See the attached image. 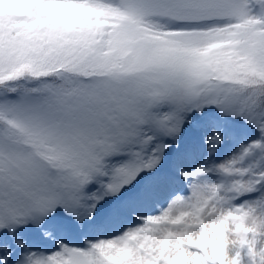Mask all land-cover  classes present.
I'll use <instances>...</instances> for the list:
<instances>
[{"label": "snow or ice", "instance_id": "1", "mask_svg": "<svg viewBox=\"0 0 264 264\" xmlns=\"http://www.w3.org/2000/svg\"><path fill=\"white\" fill-rule=\"evenodd\" d=\"M0 264H264V0H0Z\"/></svg>", "mask_w": 264, "mask_h": 264}]
</instances>
